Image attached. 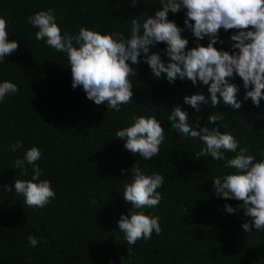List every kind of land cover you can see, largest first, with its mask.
Masks as SVG:
<instances>
[{
    "label": "trees",
    "instance_id": "obj_1",
    "mask_svg": "<svg viewBox=\"0 0 264 264\" xmlns=\"http://www.w3.org/2000/svg\"><path fill=\"white\" fill-rule=\"evenodd\" d=\"M49 9L62 34H78L84 27L101 34L122 32L128 37L131 19L139 17L143 24L162 5L160 0H138L135 6L132 0H0V17L8 22L9 40L19 44L18 51L0 63V83L9 81L20 89L0 103V264H264V231L245 232L241 225L249 218L243 210L228 214L224 209L225 204L236 208L241 202L213 193V178L235 170L211 157L195 159L202 142L177 133L167 120L178 105L193 125L199 117L201 127L212 128L208 116L220 113L223 119L215 126L234 136L239 147L259 162L264 160V100L259 107L250 99L244 101L247 90L237 76L231 83L239 89L240 109L226 106L221 98L217 109L208 104L197 113L183 98L207 97L208 86L155 79L142 56L141 63L134 66L139 75L131 78L132 103L122 105L120 112L104 104L97 106L82 87L72 88L66 54L35 39L38 29L27 17ZM168 20L184 29L188 49L197 43L207 46V37L197 41L185 28L183 10L169 12ZM233 34L221 29L219 38L224 43L215 47L231 52ZM166 47L159 43L151 50L165 63L170 62ZM133 114L155 116L165 130L159 155L150 160L139 154L133 157L115 135L133 123ZM17 140L23 141V147L13 152L10 146ZM33 146L42 152L37 161L43 170L40 179L50 181L56 193L42 208L27 206L14 190L15 179L32 177L30 166L22 176L14 162ZM224 154L226 158L236 155ZM135 162L146 175L155 172L165 178L156 190L162 196L159 205L142 210L160 217L162 233L127 244L129 258L124 262L120 255L126 249L124 240L120 249L114 245L118 237L125 238L118 221L134 210L123 199L125 186L132 182L131 172L121 170L130 169ZM8 185H13L12 192L4 187ZM29 234L42 238L37 247L29 245Z\"/></svg>",
    "mask_w": 264,
    "mask_h": 264
},
{
    "label": "clouds",
    "instance_id": "obj_2",
    "mask_svg": "<svg viewBox=\"0 0 264 264\" xmlns=\"http://www.w3.org/2000/svg\"><path fill=\"white\" fill-rule=\"evenodd\" d=\"M137 2L132 0L133 6ZM160 4L162 10L157 11L154 17L146 18L143 24L139 17L130 20L128 37L122 32L101 34L84 27L78 34H62L52 9L28 16L27 22L38 29L35 33L37 41H44L47 47L66 54L72 88L82 87L87 99L97 106L104 104L107 109L120 112L122 105L132 103L131 78L139 75L134 66L141 63L143 56V62L149 66L155 79L166 78L169 83L180 79L190 81L193 86L198 82L208 86L207 97L194 94L183 98L184 104L197 113L208 104L217 109L221 98L226 106L240 109L243 101L237 99L239 89L231 83L237 76L247 90L244 101L250 99L254 106L259 107L264 100V0H160ZM181 10L185 13V28L197 41L207 37L206 47L197 43L196 47L188 49L189 41L182 37L184 29L168 20L169 12L175 14ZM221 29L234 32L230 36L233 42L231 52L215 47L217 43H224L219 38ZM159 43L166 44L165 52L170 62L165 63L159 53L151 51ZM18 49V42L9 40L6 18L0 17V63ZM19 91L15 83H0V103ZM131 119L133 123L130 126L116 132L117 140L124 142V149L133 157L139 154L150 160L158 156L166 138L161 123L155 116L133 114ZM199 119L197 117L193 125L188 113L178 105L173 106L167 118L177 133L202 142L204 146L195 154V159L211 157L217 162L224 161L225 168L235 170L232 174L213 178L214 196L241 202L236 208L225 204L224 209L228 214L243 210L244 216L249 218L241 225L245 232L253 229L264 231V160L257 162L255 156L247 154L246 148L239 147L234 136L219 131L215 125L222 121V114L210 113L207 122L214 125L212 128L207 125L201 127ZM22 147L21 140L10 146L13 152ZM225 152L236 155L226 158ZM41 157V150L33 146L14 162L22 176H26L28 166L31 167V179H15L14 190L16 195L24 197V204L34 208L44 207L56 196L51 182L40 179L43 170L37 161ZM125 171L131 172L132 182L125 186L123 199L134 211L120 216L118 229L125 235L127 244L135 245L139 240H150L153 233H162L160 217L147 215L142 210L159 205L162 196L156 190L163 186L165 178L155 172L146 175L137 162L130 169L121 170L122 173ZM4 187L8 192L13 191V185ZM41 239L32 234L27 236L32 247H37Z\"/></svg>",
    "mask_w": 264,
    "mask_h": 264
},
{
    "label": "rangeland",
    "instance_id": "obj_3",
    "mask_svg": "<svg viewBox=\"0 0 264 264\" xmlns=\"http://www.w3.org/2000/svg\"><path fill=\"white\" fill-rule=\"evenodd\" d=\"M123 236H121V237H118L116 240H115V243H114V245H115V247L116 248H118V249H120L119 247H120V241L121 240H124V246H126V249L125 250H122L121 251V253H120V255H121V257H122V260L124 261V262H126L127 260H128V258H129V250H128V248H127V241H126V238H122ZM119 243V244H118Z\"/></svg>",
    "mask_w": 264,
    "mask_h": 264
}]
</instances>
